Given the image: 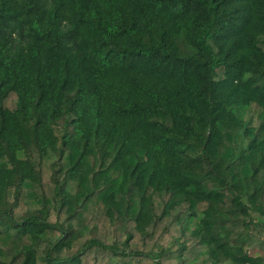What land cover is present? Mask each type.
I'll use <instances>...</instances> for the list:
<instances>
[{
	"label": "trees",
	"instance_id": "1",
	"mask_svg": "<svg viewBox=\"0 0 264 264\" xmlns=\"http://www.w3.org/2000/svg\"><path fill=\"white\" fill-rule=\"evenodd\" d=\"M0 264H264V0H0Z\"/></svg>",
	"mask_w": 264,
	"mask_h": 264
}]
</instances>
